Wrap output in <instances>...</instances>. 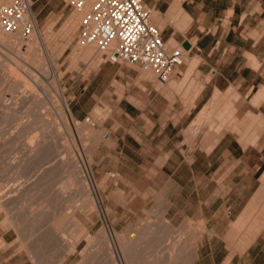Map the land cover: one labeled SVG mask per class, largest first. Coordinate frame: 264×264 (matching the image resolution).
Listing matches in <instances>:
<instances>
[{"label":"rangeland","instance_id":"1","mask_svg":"<svg viewBox=\"0 0 264 264\" xmlns=\"http://www.w3.org/2000/svg\"><path fill=\"white\" fill-rule=\"evenodd\" d=\"M30 1L41 37L31 50L38 56L35 57L38 63L32 62L31 51L23 57L16 48L10 51V57L13 54L18 63L1 58L7 61L6 69L10 70L8 76L0 77V189L14 181L21 182L20 197L11 202V207L16 206L11 208L9 204L8 208L24 221H20L17 230L4 220L10 211L0 210V238L9 244L0 247V264H104V243L99 242L95 232L110 224L120 231L126 223H133L141 232L156 230L147 238L149 246H143L138 252L135 264H161L174 258V264H189L186 251L194 234L196 264H261L252 253L246 258L244 249L263 223L259 220L264 214V132L256 146L244 152L246 164L236 163L241 153L237 147L232 151L215 147L206 153L216 140L214 131L224 135L221 139L225 143L232 124L244 129L250 119H260L243 112L249 103L241 100L235 84L228 82L230 77H220L212 90L207 84L195 98L203 86L195 45L183 52L184 60L177 68L179 77L166 81H159L150 71L126 61H105L104 68H100L99 54L77 40L78 18L73 25L74 9L68 0ZM180 1L144 0L154 14L151 21L160 30L162 39L177 46L183 37L199 38L206 31L213 34L202 26L212 25L220 19L219 14L196 12L189 21L188 14L181 11L182 4L178 6ZM153 5L159 12L151 8ZM219 32L216 29L214 36ZM22 39L28 40L23 36ZM237 59L239 64L243 63L241 56H233L224 69L232 68ZM247 60L251 65L257 63ZM211 63L214 69L221 60ZM209 74L208 71L205 78ZM237 96L236 103L241 104L239 114L234 109L233 98ZM63 104L68 107L69 117L63 112ZM7 109L12 116H4ZM259 110L264 113V107ZM34 115H40L42 121L53 122V128L54 124L57 126V131L50 127L44 133L47 138L56 139L55 147H58H53V151L64 154L66 145L74 146L76 149L71 147L70 151L79 152L83 170L88 158L98 181L111 175L110 181L100 188L103 201L96 204L98 213L106 206L109 208L106 219L93 212L95 223L86 220L80 210L83 197L77 192L79 185L77 190L73 186L56 193L63 172H54L49 155L42 154L45 151L37 153L42 156L26 159L24 163L28 162L23 168L14 171V157L24 159L44 138L39 137L41 134L34 137L24 134L13 144L9 143L18 122L32 121ZM101 131L104 139L96 138L95 134ZM231 162L239 168L232 180L229 168L235 165ZM246 175H252L250 182L246 181ZM71 192L76 193L75 198ZM49 219H54L53 223L56 219L59 232L52 228ZM79 229L87 230L91 240L82 237ZM157 234L161 240L154 245L156 256L147 261L144 251ZM74 241H78L76 251L61 260L65 247Z\"/></svg>","mask_w":264,"mask_h":264},{"label":"crops","instance_id":"2","mask_svg":"<svg viewBox=\"0 0 264 264\" xmlns=\"http://www.w3.org/2000/svg\"><path fill=\"white\" fill-rule=\"evenodd\" d=\"M181 4V11L188 14L189 21H192V17H194L192 14L196 12L216 13L219 14L220 18L212 25L202 26L207 27V30H212L210 33L213 34H208L206 31L199 38L191 36L190 38L194 37L192 41L187 37H183L178 41V45L183 49V52H188L195 45V54L199 56L197 66L201 71L200 78L203 80V86L199 89L195 98L201 95L207 84H210L212 90L220 77H230L228 82L231 85L235 84L241 100L249 103L243 112L246 111L245 113L250 116L256 115L260 117L259 120L252 118L247 121L244 129L232 124L231 127L233 129L229 130L230 135L226 138L225 143L221 139L224 135L219 134V130L217 132L214 131L216 140L206 153H210L215 147H225L229 151L237 147L241 153L236 163L242 162L246 164L247 159L245 160L244 152L251 147H255L264 132V113L259 110L260 107H264V0H181L178 6ZM154 7L155 5L151 8L155 9ZM155 10L158 11V9ZM167 23L169 21L165 22L166 28H163L165 31L168 27ZM216 29H219L220 32L214 36ZM227 36L230 37L228 42L225 41ZM242 44H244V47H242ZM233 56H241L243 63L239 64L237 59L232 68L224 69L227 63L232 61ZM218 59L221 60L220 68L218 66L213 69L211 62ZM247 59L257 63L251 65L248 62V64ZM104 62L100 61V68H104L102 64ZM178 66L170 78L179 77ZM100 68L98 69L100 70ZM231 69L235 71L232 72ZM208 71L210 74L205 78ZM241 85H243L242 89H240ZM246 97L248 99H245ZM233 99L235 113L239 114L241 104L236 103L239 97L237 96V98ZM256 110L260 112H254ZM230 154L232 155V152ZM231 165L235 164L231 162ZM235 166L236 169L234 170ZM235 166H230L229 168L231 171L229 174L230 180L235 178L239 171L238 166ZM246 177V181L250 182L252 175H246ZM262 221L263 223L254 235L253 240L244 249L246 258L252 253V256L262 261L261 264L264 263V214L259 222Z\"/></svg>","mask_w":264,"mask_h":264},{"label":"bare ground","instance_id":"3","mask_svg":"<svg viewBox=\"0 0 264 264\" xmlns=\"http://www.w3.org/2000/svg\"><path fill=\"white\" fill-rule=\"evenodd\" d=\"M8 0H0V3H4V2H7ZM150 10V9H149ZM150 12V11H149ZM79 12H77L75 9H74V11L72 12V14H71V20H72V23H73V25H75L76 24V21H77V18H79ZM153 15V13H150V18H151V16ZM29 15L30 16H32L33 18H34V14H33V12L30 10V12H29ZM23 38H26V39H28V40H24V39H22V36H21V33H20V31L19 30H14V31H12V32H8V33H5V34H2V35H0V77H6V76H8L9 75V73H8V71L10 70H8V69H6L8 66H7V64H6V62L5 61H2L1 60V58H2V56H4V57H6V58H9L10 59V61L11 60H13L12 62H15L16 61V63H18L17 62V60H15L17 57H12L13 56V54H12V56L10 57V51H12V49L14 48H16L17 49V53H19L21 56H23L24 57V55H30L31 53H29L33 48H34V44L36 43V41H40V39H41V37H40V30H39V28L37 27V25H36V23H35V26H34V28H33V30L31 31V33L27 36V37H23ZM81 45H83V44H81ZM22 46L24 47V50L23 51H25V52H23V51H21V48H22ZM86 46H89V47H92L91 45H86ZM83 47V46H82ZM11 48V49H10ZM80 48H81V46H80ZM9 51V52H8ZM35 51V50H34ZM32 52V51H31ZM12 53V52H11ZM16 53V54H17ZM17 55L18 57L20 56V55ZM14 56H15V54H14ZM31 56L33 57V61L32 62H34V63H38V62H36V58L38 57L37 55H36V53L34 52H32V54H31ZM3 57V58H4ZM36 57V58H35ZM41 58V57H40ZM5 59V58H4ZM37 61H40V60H37ZM41 63V62H40ZM39 63V64H40ZM41 65V64H40ZM11 67V66H10ZM39 67V66H38ZM40 69H41V67H40ZM43 69V68H42ZM41 69V70H42ZM44 70H46L45 68H44ZM44 70H42V71H44ZM145 71H147V72H149V70H145ZM152 73V72H151ZM54 75V74H53ZM34 76V75H33ZM32 76V78H36V77H33ZM36 81V80H35ZM170 81V80H169ZM168 81V82H169ZM167 83V82H166ZM19 84V83H18ZM2 107V106H1ZM10 107H12V106H10ZM14 107V106H13ZM6 108H8V107H6ZM5 108V109H6ZM16 108V107H15ZM63 109H64V113L69 117L70 116V114H69V112H68V107H67V105L66 104H63ZM12 110V109H11ZM15 111V110H14ZM5 115L4 116H6V117H9V116H12V114L10 113V110L8 111V109L7 110H5ZM60 114V113H59ZM3 115H2V118H5V120H6V117H3ZM65 115V116H66ZM34 117V119L31 121H22L21 123H19L18 122V126H13V127H15V129H14V131L13 132H11V133H13L12 134V136H13V138L11 139V140H9L10 142L9 143H11V144H13L19 137H21V136H23L24 134L26 135L27 134V136L28 135H30V137L31 136H33L34 137V135L36 136V135H38V134H41V136H39V137H44L43 138V140H40L38 143H37V145L36 146H33L34 148L32 149V150H30V153H29V155L27 156V157H25L24 159H19V158H16L15 159V157H14V162L12 163V168H14V171L16 170V172H19V170L21 169V167L23 166V164H26L28 161H26V163H24L25 162V160L26 159H30V158H32L33 156H35V157H38L39 155H41L40 153H39V155L37 156V153L38 152H46V153H42L43 155L44 154H47L46 155V157L49 155V157L48 158H50V163H51V165H53L54 166V172H63V179H62V181H60L59 183H58V187H57V192L56 193H60V191L62 192V191H64V190H66V189H70L71 187H75L74 189L75 190H77V188L76 187H78L77 185H79L80 186V189L78 188V190H77V192H79V194L83 197V205H82V208L80 209L81 211H82V213L84 214V216H85V218H86V220H88L89 222H91L92 224H94L95 222H94V220H93V217H92V213L93 212H96V213H98V209H96V204H100L101 203V201H103L102 200V197H103V195H102V197H101V194H100V188H102L108 181H110L109 179H110V176L111 175H106V176H104L102 179H101V181H98V178H97V176H96V173H95V171H94V169L92 168V166H91V161L87 158L86 159V169L85 170H83L82 168H81V162H80V160H79V157H81V156H79L78 155V151L76 152V153H74L75 152V149H74V152H73V149H71L72 151H70V148L72 147V146H70V147H67V146H69V145H66L65 147H63V148H65V149H63L64 151V154L62 153V154H58L57 152H56V150H54L53 151V149H56L58 146H56L55 147V142H56V139L55 138H47L46 136H45V134L44 133H46L47 134V132H46V130L48 129V128H50L51 126H53V122H48V121H42L41 119H40V115L39 116H36L35 117V115L33 116ZM66 119V118H65ZM69 120V122H72L71 121V119L69 118L68 119ZM14 121V120H13ZM54 121V120H53ZM57 122V121H56ZM66 122H67V120H66ZM55 123V122H54ZM64 123H65V121H64ZM15 125V124H14ZM57 125V124H56ZM66 124H64V126H65ZM70 125V124H69ZM68 127V126H67ZM12 128V127H11ZM54 128H55V124H54ZM53 127H51V129H54ZM34 129H37L36 130V132L34 131V132H32L31 130H34ZM51 129H49V131H51ZM56 130L55 131H57V126H56V128H55ZM68 130H69V128H67ZM79 130V129H78ZM5 131V130H4ZM53 131V130H52ZM51 131V132H52ZM91 132V131H90ZM10 133V134H11ZM30 133V134H29ZM92 133V132H91ZM56 134V133H55ZM94 135V134H93ZM96 136H98V137H96V138H98V139H104V134L102 133V131L101 132H98V134H95ZM54 136H56V135H54ZM62 136V135H61ZM50 137V136H49ZM11 138V137H10ZM39 139V138H38ZM42 139V138H41ZM65 139V138H64ZM20 140V139H19ZM24 140V139H23ZM32 140V139H31ZM8 141V140H7ZM34 141V140H33ZM37 141V140H36ZM61 142V141H60ZM17 143V142H16ZM30 144V143H29ZM24 146V145H23ZM28 146V145H27ZM31 146V145H30ZM54 147V148H53ZM72 147V148H73ZM53 148V149H52ZM67 148H69V150L67 149ZM31 149V148H30ZM22 151H23V149H21ZM29 150V149H28ZM58 150V149H57ZM26 151H27V149H26ZM24 152V151H23ZM27 154V153H26ZM84 154V153H83ZM23 155H24V153H23ZM86 155V154H85ZM26 156V155H25ZM42 156V155H41ZM45 156V155H44ZM82 158V157H81ZM49 160V159H48ZM85 161V160H84ZM83 163V162H82ZM9 165V164H8ZM84 165V164H83ZM85 166V165H84ZM52 167V166H51ZM23 168V167H22ZM53 168V167H52ZM53 171V170H52ZM83 174V175H82ZM16 179V178H15ZM59 180V179H58ZM21 182H13V183H10V184H8V185H5V186H3V187H1V189H0V210H3L4 212H7L8 210L10 211L11 209L10 208H8V206H9V204H10V206L9 207H11V205H12V203L11 202H13L14 200H17V197L20 195V192H21V188H22V186H21V184H20ZM73 189V190H74ZM91 191H94V196H92L91 195ZM65 192V191H64ZM102 192V191H101ZM25 193H27V192H25ZM63 193V192H62ZM72 193V192H71ZM70 193V194H71ZM61 194V193H60ZM67 194H69V193H67ZM69 194V195H70ZM73 194V198H75L74 197V194H76L75 192L74 193H72ZM71 194V195H72ZM64 195H65V193H64ZM96 195V196H95ZM23 196V195H22ZM61 196V195H60ZM20 197V196H19ZM62 197H63V195H62ZM69 197V196H68ZM94 198L96 199V200H94ZM68 200H70V197L69 198H67ZM21 201V200H20ZM19 201V202H20ZM67 201V200H66ZM72 201H73V199H72ZM15 202V201H14ZM71 202V201H70ZM75 202V201H74ZM60 203V202H59ZM68 203V202H67ZM16 204V203H15ZM70 205V204H69ZM16 206V205H15ZM14 205H13V207H11V208H14L15 207ZM19 208V207H18ZM13 210V209H12ZM8 211V212H9ZM108 211H109V208L106 206L102 211H100V213H98V216H100V218H102V220H104V219H106L107 217H108ZM18 212V211H17ZM29 212V211H28ZM27 212V213H28ZM10 215V216H7V215ZM55 215V214H54ZM58 215V214H57ZM20 216V215H19ZM19 216H17V213L15 214V211H10V213H7L6 215H5V217H4V220H7V222L9 221L10 222V224L13 226V228L14 227H16V229L17 230H19V225L21 224V222L22 221H24L22 218V221L19 219L20 217ZM24 216V215H23ZM19 217V218H18ZM27 219V218H26ZM54 219H52V221H53ZM160 220L164 223V224H166L164 221H165V219L163 218V217H160ZM21 221V222H20ZM50 219H49V224H50ZM51 221V224H52V228H54L55 230L57 229V231H58V227H60V225L58 226V224L57 223H55V221H56V219H55V221H54V223ZM109 222V221H108ZM160 222V221H159ZM162 222H161V225H163L162 224ZM263 222V221H262ZM111 223V222H110ZM26 224V223H25ZM79 224H77V226H78ZM136 225H137V222H136ZM145 225V224H144ZM167 225H169V224H167ZM167 225H165V227L167 226ZM80 226V225H79ZM147 226V225H146ZM146 226L145 227H143L144 229H146ZM151 226V225H150ZM150 226H148V227H150ZM83 227V226H82ZM81 226H80V228H82ZM136 227V226H135ZM134 227V224L133 223H126L125 224V226L123 225V228H122V230H120V231H117L116 229H115V226H114V224H110L107 228H104L103 226L100 228L99 227V229L95 232V235L98 237L97 239L99 240V242H101V243H104V252H105V257L107 258V260H106V258H105V262L107 263V264H135V262L137 261L136 260V257L137 256H139V254H138V252L140 251V250H143L144 249V247L143 246H149V243L148 242H150L148 239V236L151 234V233H154V231H156V230H153L152 229V227H150L151 229H152V232H151V230H145V231H139V228H138V230H137V228H135ZM141 227V228H142ZM164 227V226H163ZM22 228V227H21ZM166 229V228H165ZM165 229H163V231L165 230ZM15 230V229H14ZM78 230V229H77ZM80 230V229H79ZM141 230V229H140ZM81 231V233L79 232V234H81L82 235V237H85L87 240H91V236L89 235V232L87 231V230H80ZM109 231V232H108ZM165 231H167V230H165ZM170 231V230H169ZM59 232V231H58ZM168 232V231H167ZM167 232H163L164 234L165 233H167ZM169 233V232H168ZM191 233H193V232H191ZM194 234V233H193ZM153 235V234H152ZM158 235V236H157ZM156 236H153V237H155L154 238V240L153 239H151L152 241H151V244H150V247L147 249V251H144L145 253L144 254H147V256L145 257V260H152L153 258H155V256H156V251H155V248H154V245H155V242L156 241H159V240H161V239H159L160 238V236H159V234H157ZM166 235V234H165ZM169 235H171V234H169ZM80 236V235H79ZM199 236V235H198ZM162 237V236H161ZM164 237H166V236H164ZM148 238V239H147ZM192 239H193V242H191V244H190V247H189V249H188V251H186V252H189V264H196L195 263V260L197 259V254L195 253V251H194V247H193V244L195 243L194 241H195V239H196V236H195V234H194V236L193 237H191ZM20 239V238H19ZM159 239V240H158ZM97 240V241H98ZM148 240V241H147ZM93 241V240H92ZM75 242V241H74ZM76 242H78V241H76ZM70 243L69 245H67V247H65V249H64V252H63V255H62V258H61V260H63L66 256H68L70 253H74L75 251H76V249H77V243ZM160 242V241H159ZM171 243V242H170ZM157 244V243H156ZM9 244H7L6 243V241L4 240V239H2V238H0V247H6V246H8ZM161 244H159V246H160ZM165 246H166V244H164ZM168 246H169V243L167 244ZM171 245V244H170ZM182 245V244H181ZM99 246H102V245H99ZM183 246V245H182ZM196 246V245H195ZM164 247V246H163ZM102 248V249H103ZM154 248V250H152ZM176 248V247H175ZM99 249V248H98ZM160 249V248H159ZM165 249H168V248H164V250ZM173 249V248H172ZM180 249V248H179ZM178 249V251L177 252H179L180 250H182L183 251V248L182 249H180L179 250ZM102 251V250H101ZM161 251V250H160ZM167 251V250H166ZM166 251H165V253H166ZM162 252H163V250H162ZM175 252V251H174ZM38 253V252H37ZM88 253V252H87ZM86 253V254H87ZM164 253V254H165ZM180 254H181V252H179ZM101 254V253H100ZM100 254H98V255H100ZM175 254V253H174ZM173 254V255H174ZM188 254V253H187ZM91 255V254H90ZM101 255H103V254H101ZM160 255H162V253L160 254ZM160 255H158V256H160ZM173 255H172V257H173ZM89 256V255H88ZM181 256V255H180ZM32 257V256H31ZM91 257H92V255H91ZM101 257V256H100ZM162 257V256H161ZM168 257H170L169 256V254H168ZM94 258V257H93ZM167 258V257H166ZM99 259V258H98ZM101 259V258H100ZM169 259V258H168ZM175 259V258H174ZM170 260V262H167V261H162V263L161 264H172L175 260ZM178 259V258H177ZM90 260V259H89ZM103 260V259H102ZM187 260V259H186ZM101 261V260H100ZM149 261V262H150ZM160 261H161V259H160ZM61 262V261H60ZM144 262V261H143ZM176 262V261H175ZM187 262V261H186ZM85 263V262H84ZM106 263H104V264H106ZM137 263V262H136ZM139 263V262H138ZM142 263V262H141ZM152 263V262H151ZM144 264H145V262H144ZM174 264V263H173Z\"/></svg>","mask_w":264,"mask_h":264},{"label":"built area","instance_id":"4","mask_svg":"<svg viewBox=\"0 0 264 264\" xmlns=\"http://www.w3.org/2000/svg\"><path fill=\"white\" fill-rule=\"evenodd\" d=\"M79 12L77 40L91 45L101 61H126L149 70L159 81L170 78L183 61V49L162 39L143 0H68ZM30 0L0 3V35L19 30L27 37L35 26Z\"/></svg>","mask_w":264,"mask_h":264}]
</instances>
